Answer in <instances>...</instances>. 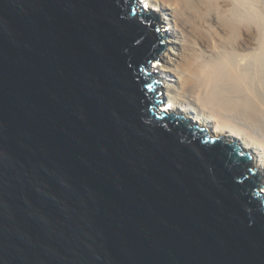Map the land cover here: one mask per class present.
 Returning <instances> with one entry per match:
<instances>
[{"label": "water", "instance_id": "95a60500", "mask_svg": "<svg viewBox=\"0 0 264 264\" xmlns=\"http://www.w3.org/2000/svg\"><path fill=\"white\" fill-rule=\"evenodd\" d=\"M140 0H0V264H264V178L159 107Z\"/></svg>", "mask_w": 264, "mask_h": 264}, {"label": "bare ground", "instance_id": "6f19581e", "mask_svg": "<svg viewBox=\"0 0 264 264\" xmlns=\"http://www.w3.org/2000/svg\"><path fill=\"white\" fill-rule=\"evenodd\" d=\"M140 2L170 30L156 66L162 109L239 141L264 174V10L256 0Z\"/></svg>", "mask_w": 264, "mask_h": 264}, {"label": "rangeland", "instance_id": "374dc122", "mask_svg": "<svg viewBox=\"0 0 264 264\" xmlns=\"http://www.w3.org/2000/svg\"><path fill=\"white\" fill-rule=\"evenodd\" d=\"M257 1V5L255 7H257V11H260V13H262V11L264 10V0H256ZM263 9V10H262ZM264 12V11H263ZM264 14V13H263ZM161 16L164 17L163 14H160ZM162 30H164V33H166L167 35H169L170 30L169 28H167L166 22L164 21V19L162 18V25H161ZM160 63H162V61H157V60H153L152 64H151V68L153 73H155V75L160 74L159 72V68H157L156 66L160 65ZM160 81V80H159ZM165 100H163V103L159 105V107L162 109L163 108V104H164ZM167 106V105H166ZM250 152V151H249ZM252 156L253 153L251 152ZM263 178H264V174H263Z\"/></svg>", "mask_w": 264, "mask_h": 264}]
</instances>
